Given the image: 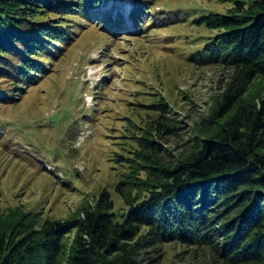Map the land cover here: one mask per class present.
I'll list each match as a JSON object with an SVG mask.
<instances>
[{
    "label": "rangeland",
    "instance_id": "374dc122",
    "mask_svg": "<svg viewBox=\"0 0 264 264\" xmlns=\"http://www.w3.org/2000/svg\"><path fill=\"white\" fill-rule=\"evenodd\" d=\"M233 6V0H95L89 17L75 21L71 42L50 46L52 56L53 48L59 52L46 62L47 74L23 86L19 102L0 105V264L20 230L78 218L102 192L111 195L116 211H126L116 186L132 181L123 191L134 195L135 183L148 178L134 155L138 136L158 139L176 161L193 137H210L239 105L258 103L261 76L220 116L232 70L200 64L197 55L190 59L214 34L197 20L211 11L230 13ZM158 102L180 127L174 134L154 130L152 105ZM74 235L75 229L64 234L66 247ZM113 251L109 259L118 254ZM194 253L168 242L154 264H218L208 250ZM55 264H68L66 255Z\"/></svg>",
    "mask_w": 264,
    "mask_h": 264
},
{
    "label": "trees",
    "instance_id": "16d2710c",
    "mask_svg": "<svg viewBox=\"0 0 264 264\" xmlns=\"http://www.w3.org/2000/svg\"><path fill=\"white\" fill-rule=\"evenodd\" d=\"M233 1L230 13L211 11L197 20L214 34L190 57L232 70L220 116L233 110L250 82L264 77V0ZM94 2L0 0V105L19 102L23 86L30 88L47 72L46 62L59 52L53 48L52 56L50 46L69 44L75 21L86 18ZM152 106L158 134L179 130L165 103ZM136 139V162L148 178L135 183L134 195L123 191L132 181L116 186L126 211H116L111 195L102 192L96 206L78 218L20 230L2 264H55L61 254L68 264H154L168 242L195 253L208 250L218 264H264V91L258 103L239 105L210 137H193L176 161L158 139ZM72 229L66 247L62 238ZM3 241L0 235V254ZM112 250L118 254L109 259Z\"/></svg>",
    "mask_w": 264,
    "mask_h": 264
},
{
    "label": "bare ground",
    "instance_id": "6f19581e",
    "mask_svg": "<svg viewBox=\"0 0 264 264\" xmlns=\"http://www.w3.org/2000/svg\"><path fill=\"white\" fill-rule=\"evenodd\" d=\"M126 16H127V14H126Z\"/></svg>",
    "mask_w": 264,
    "mask_h": 264
}]
</instances>
